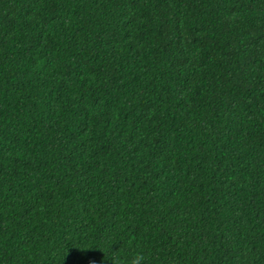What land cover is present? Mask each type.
I'll list each match as a JSON object with an SVG mask.
<instances>
[{
  "label": "trees",
  "instance_id": "1",
  "mask_svg": "<svg viewBox=\"0 0 264 264\" xmlns=\"http://www.w3.org/2000/svg\"><path fill=\"white\" fill-rule=\"evenodd\" d=\"M264 264V0H0V264Z\"/></svg>",
  "mask_w": 264,
  "mask_h": 264
},
{
  "label": "clouds",
  "instance_id": "2",
  "mask_svg": "<svg viewBox=\"0 0 264 264\" xmlns=\"http://www.w3.org/2000/svg\"><path fill=\"white\" fill-rule=\"evenodd\" d=\"M141 257L137 256L131 260V264H139Z\"/></svg>",
  "mask_w": 264,
  "mask_h": 264
}]
</instances>
